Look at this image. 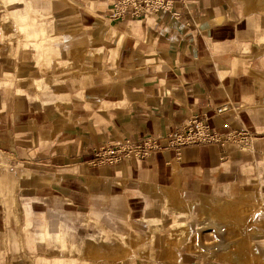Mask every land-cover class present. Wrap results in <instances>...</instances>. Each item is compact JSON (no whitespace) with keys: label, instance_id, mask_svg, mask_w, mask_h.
<instances>
[{"label":"crops","instance_id":"0c3cea01","mask_svg":"<svg viewBox=\"0 0 264 264\" xmlns=\"http://www.w3.org/2000/svg\"><path fill=\"white\" fill-rule=\"evenodd\" d=\"M175 2L178 16L115 18L105 0H0V23L7 5L11 11L24 9L23 23L15 14H5L12 29L20 35L23 29L32 41L40 37L39 42L25 40L20 49H0V72L5 62L12 75L9 90L0 84V152L12 156L14 171L1 176L0 183L12 189L17 180L25 184L19 208L23 245L46 246L56 254L51 261L38 257L35 264H130L133 254L156 255V230L151 225L147 232L137 225L130 230L120 217L116 226L106 225L113 236H87L85 255L78 256V215L69 209L65 220H50L44 208L35 205L43 191L41 182L62 187L50 191L66 195L65 182L81 185L92 178L147 181L142 188L146 195L175 218L189 214L193 205L183 191L201 193L199 221L171 223L160 257L175 264L176 249L189 229L201 233L207 228L221 237L212 248L201 243L198 253L203 260L264 264V239L257 238L258 230L251 226L264 199L240 188L247 182L264 185V0ZM18 68L38 76L31 85L40 88L46 79L57 86L56 97L39 93L50 104L18 87ZM4 78L0 73V81ZM193 116H205L222 135L247 132L253 140L249 152L226 143L185 147L179 159L167 148L145 159L124 158L116 165L98 156L119 141L146 136L160 138L165 147L167 135ZM107 187L100 195L105 203L101 206L113 218L112 210L124 211L122 202L128 200L118 194H126V189ZM152 206L145 208L154 216ZM68 214L74 215L73 226L67 224ZM92 214L104 219L96 208ZM12 218L18 220L16 214ZM11 229L0 215V264H26L12 247ZM20 243L13 241L16 248ZM61 244L70 253L60 252Z\"/></svg>","mask_w":264,"mask_h":264},{"label":"rangeland","instance_id":"374dc122","mask_svg":"<svg viewBox=\"0 0 264 264\" xmlns=\"http://www.w3.org/2000/svg\"><path fill=\"white\" fill-rule=\"evenodd\" d=\"M26 7V6H25ZM17 7V9L11 11V8L9 5H7L5 9V13L2 14V22L0 23V49L6 48L9 45L16 46L17 49H20L21 44L24 43L25 40L32 41L23 35V29L20 30L19 33H15L14 29H12V23L10 24V21L7 19L8 17L5 15H11L15 14L14 17H17L19 19L24 18L25 15H20V13H24V9H21ZM23 23V20H21ZM17 35V36H16ZM40 37L35 39L32 42H39ZM17 58H19L20 53L15 54ZM3 60H5L3 58ZM7 64L4 62L2 64L1 68V74L2 77H5L0 81V84L4 90H9V78L12 75L8 74V70L5 69ZM5 69V70H4ZM27 69H30L28 67ZM17 78H18V87L20 88H27L31 92L34 93L32 96H36L38 100L44 102L45 104H50V100L42 99V97L39 95V93L45 92L48 96H54L56 97L58 91L57 86L53 83H46V79H44L42 85L40 88L36 87L35 85H31V82L38 79V76L32 75L29 70H24L22 68L17 69ZM14 76V75H13ZM44 77L46 75L44 74ZM42 82V81H41ZM49 92V94H47ZM32 93V94H33ZM54 104H58L57 101H53ZM239 147V146H238ZM242 152H245L246 154L249 152L248 148H242L239 147ZM11 162H13L12 156L9 154H5L0 152V180L1 176L8 175L10 172H14L12 169H10ZM93 179V180H92ZM90 181L87 180V183L83 184H75L77 186H81L80 189L77 188L73 183L71 182H65V189H68L66 191V195L57 194V192H51L50 190L59 188L58 186L51 187L50 182H41L43 184V191H40L37 201H35L36 207L40 205V208H44L45 211V218L50 220H65L64 211L73 210L76 215H78L77 221L74 223V226L79 227L74 228L75 231L78 233L77 237L75 238L74 242H77L78 249H77V255L80 256V253H84L82 255H85V252H83L84 248L87 246L88 237L90 235H103L106 233V235L113 236V232L110 233L108 229L106 228V225L108 226H116L117 221L116 219L122 217L124 218L123 222L129 226V229L132 228V226L137 225L141 232H147L148 227L147 225H151L154 230L157 232V238L156 243L153 244L156 255H150V254H133L131 256L130 264H174L170 262L169 260L160 257L162 252L167 247V230L169 229V226L171 223H175L177 226H182L186 224L185 222H198L199 218L197 217L199 213V194H201L198 190H195L193 193L186 192L183 196L188 202H193L192 208L189 211V214L186 216H179L178 218H175L172 215L171 210H164L163 208L159 207V204L156 202V200H153L152 197L146 195V192L143 188V184L147 181H140V183H137L135 181H126V180H109L104 181L103 179H94L92 178ZM17 183L14 184L13 189L9 186H5L2 182L0 183V207H2L4 210V213H0V215L4 216L5 225L12 227L11 234V243L12 247L18 251V259H21L20 262L26 261V264H35L36 259L38 257H46L50 261L51 259H54L56 257V254L50 252L46 246H43L40 248V246H33V248H30L28 246H24L22 241L23 238L21 237V223L23 221V213L19 210V208H22V204H24L25 197H23L26 194V191L24 190V185L20 181H16ZM150 183V182H148ZM245 183V182H244ZM21 184V185H20ZM111 184L114 185V187L121 189H126L125 193H119L118 196H124L126 197V202H122L125 206L124 211L120 209L112 210L113 218L110 216L111 211H108L105 208H102L101 205H104V198L101 197L105 191V188H108L107 186H110ZM128 188H124V187ZM62 188V187H60ZM241 189H244L245 191H252V194L257 198H262L260 193H264V185L261 186L260 183H245L244 185L240 186ZM49 189V190H48ZM9 190H12L10 192ZM144 190V191H143ZM2 191V193H1ZM53 191V190H52ZM4 192V193H3ZM24 192V194H23ZM92 193L93 196L90 197L89 193ZM220 192V191H219ZM145 193V194H144ZM5 194V195H4ZM11 196H9V195ZM41 194V195H40ZM95 194V195H94ZM187 194V195H186ZM239 194V193H238ZM192 195V196H190ZM237 195V194H234ZM231 195V196H234ZM189 196V197H188ZM229 197V196H227ZM227 197H219L222 200ZM121 198V197H119ZM61 203V204H60ZM120 203V202H118ZM168 203L170 202V199L168 198ZM150 204L153 205V214L154 216L149 215L146 212L145 205ZM59 205V207H58ZM21 206V207H20ZM96 206V207H95ZM38 207V208H39ZM57 208H59V213H57ZM96 208L104 213V219L102 221L96 220L93 218L92 211ZM9 210H11L9 212ZM16 214V219H18L16 222L13 220L12 215ZM68 216L71 218L67 224L72 225L71 221H75V218L73 217V214H68ZM239 214L237 215V217ZM105 219H108L105 222ZM113 221V222H112ZM251 226L253 229L258 230L257 238L263 240L264 239V203L263 208L259 211V213L255 216L254 221L252 222ZM115 230V228L113 229ZM131 230V229H130ZM9 231V232H10ZM19 236L18 239H15V235ZM80 234V236H79ZM40 237L42 235L38 233ZM230 237L229 235H226ZM220 237L217 232L214 229H207L205 228L201 233L198 232V229H192V232H190L189 229V235L184 240L183 245L178 247L177 253L178 256H181V260L178 257V260L175 264H187L189 261H194L193 264H216L214 262L203 260L201 256L198 253L199 249L201 248V243L205 246H209L210 248L216 246L217 242L220 240ZM226 238V237H225ZM255 238V239H257ZM14 240L20 241V245H18L19 248H16V246L13 244ZM258 240V239H257ZM260 240V241H261ZM191 244L192 249H190L189 245ZM61 250L60 252H68L64 248V244H61ZM221 247V246H220ZM260 247V246H259ZM58 248V245H57ZM87 251V250H86ZM264 253L263 251L261 254ZM63 256V255H59ZM72 256V255H71ZM191 256L192 258H188ZM71 262V261H70ZM85 264H88V261L84 262ZM127 264V263H124Z\"/></svg>","mask_w":264,"mask_h":264},{"label":"built area","instance_id":"2783aa9c","mask_svg":"<svg viewBox=\"0 0 264 264\" xmlns=\"http://www.w3.org/2000/svg\"><path fill=\"white\" fill-rule=\"evenodd\" d=\"M115 18H140L147 14L156 16L170 13L178 16L174 12L175 0H105ZM225 109H219L223 112ZM206 117L193 116L177 130L167 135V144L162 146L160 138L146 136L140 140L124 139L117 142L99 153L101 162L109 165H116L124 158L137 157L148 158L153 152L163 148L172 149L176 158L179 159L183 148L194 145H210L233 143L242 148H250L252 143L251 135L247 132H230L226 135L220 134L207 122Z\"/></svg>","mask_w":264,"mask_h":264},{"label":"bare ground","instance_id":"6f19581e","mask_svg":"<svg viewBox=\"0 0 264 264\" xmlns=\"http://www.w3.org/2000/svg\"><path fill=\"white\" fill-rule=\"evenodd\" d=\"M119 248V254L121 255V256H123L124 255V250L123 249H121V247H118ZM115 250V249H114ZM120 255H117V256H119L120 257ZM111 257H112V255H111ZM118 257V258H119ZM117 258V259H118ZM114 259V258H113ZM114 260H116V259H114ZM117 261V260H116Z\"/></svg>","mask_w":264,"mask_h":264}]
</instances>
